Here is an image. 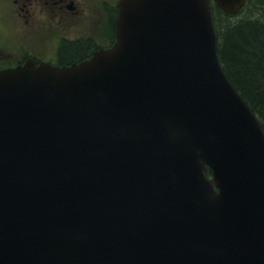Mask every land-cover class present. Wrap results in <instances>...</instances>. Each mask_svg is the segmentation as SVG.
Here are the masks:
<instances>
[{
    "label": "water",
    "instance_id": "water-1",
    "mask_svg": "<svg viewBox=\"0 0 264 264\" xmlns=\"http://www.w3.org/2000/svg\"><path fill=\"white\" fill-rule=\"evenodd\" d=\"M118 6L110 50L0 71V264H264V132L209 0Z\"/></svg>",
    "mask_w": 264,
    "mask_h": 264
},
{
    "label": "flooded vegetation",
    "instance_id": "flooded-vegetation-1",
    "mask_svg": "<svg viewBox=\"0 0 264 264\" xmlns=\"http://www.w3.org/2000/svg\"><path fill=\"white\" fill-rule=\"evenodd\" d=\"M117 1L0 0V67L67 66L110 48Z\"/></svg>",
    "mask_w": 264,
    "mask_h": 264
},
{
    "label": "trees",
    "instance_id": "trees-1",
    "mask_svg": "<svg viewBox=\"0 0 264 264\" xmlns=\"http://www.w3.org/2000/svg\"><path fill=\"white\" fill-rule=\"evenodd\" d=\"M212 11L223 70L264 129V0H246L235 14Z\"/></svg>",
    "mask_w": 264,
    "mask_h": 264
}]
</instances>
